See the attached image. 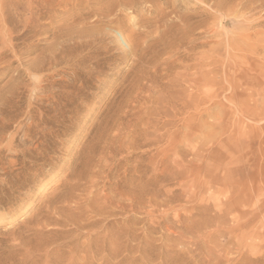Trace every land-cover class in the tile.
Here are the masks:
<instances>
[{
  "label": "rangeland",
  "instance_id": "rangeland-1",
  "mask_svg": "<svg viewBox=\"0 0 264 264\" xmlns=\"http://www.w3.org/2000/svg\"><path fill=\"white\" fill-rule=\"evenodd\" d=\"M263 71L264 0H0V264H264Z\"/></svg>",
  "mask_w": 264,
  "mask_h": 264
},
{
  "label": "bare ground",
  "instance_id": "bare-ground-1",
  "mask_svg": "<svg viewBox=\"0 0 264 264\" xmlns=\"http://www.w3.org/2000/svg\"><path fill=\"white\" fill-rule=\"evenodd\" d=\"M228 37V36H227ZM262 73H264V71L263 72H261V73H259L258 75H260V74H262ZM263 75V74H262ZM255 76V75H254ZM264 76V75H263ZM263 76H261L262 78H263ZM259 78H260V76H259ZM261 79V78H260ZM264 79V78H263ZM263 79H261V80H263ZM264 83V82H263ZM65 92V91H64ZM82 197V196H81ZM111 202V201H110ZM56 212V211H55ZM127 217V216H126ZM129 239V238H128Z\"/></svg>",
  "mask_w": 264,
  "mask_h": 264
}]
</instances>
